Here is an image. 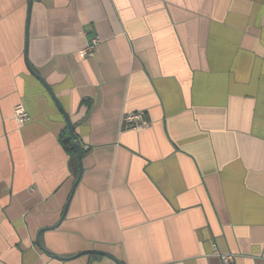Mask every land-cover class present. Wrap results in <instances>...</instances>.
Listing matches in <instances>:
<instances>
[{
	"label": "crops",
	"instance_id": "crops-1",
	"mask_svg": "<svg viewBox=\"0 0 264 264\" xmlns=\"http://www.w3.org/2000/svg\"><path fill=\"white\" fill-rule=\"evenodd\" d=\"M221 254L264 264V0H0V264Z\"/></svg>",
	"mask_w": 264,
	"mask_h": 264
},
{
	"label": "built area",
	"instance_id": "built-area-1",
	"mask_svg": "<svg viewBox=\"0 0 264 264\" xmlns=\"http://www.w3.org/2000/svg\"><path fill=\"white\" fill-rule=\"evenodd\" d=\"M96 45L97 40H95L86 50L82 51L80 55L85 57L92 54L96 48ZM14 115L19 124H25L30 120L28 112L21 104L15 106ZM123 123L127 128L134 130H143L148 128L150 125L145 117L144 111L133 112L124 115ZM221 259L223 264H234L235 256L233 254H221Z\"/></svg>",
	"mask_w": 264,
	"mask_h": 264
},
{
	"label": "water",
	"instance_id": "water-1",
	"mask_svg": "<svg viewBox=\"0 0 264 264\" xmlns=\"http://www.w3.org/2000/svg\"><path fill=\"white\" fill-rule=\"evenodd\" d=\"M32 1L33 0H30V8H31V5H32ZM30 70L42 83L45 84V86L47 87L48 91L50 92V94L54 98L55 102L57 103L58 107L61 109L62 113L64 114V116H65V118L67 120L68 126H69V130H70V136L67 137V139H72L74 141V147H75V149L77 151L78 160H79V163H80V168H82V153H81V149H80V143L78 142L77 135L75 134V131H74V126L72 125V123H71L69 117L67 116L66 112L63 110V108L61 107L60 103L57 101L56 97L52 93L51 88L46 84L45 80L43 78H41L32 68H30Z\"/></svg>",
	"mask_w": 264,
	"mask_h": 264
},
{
	"label": "trees",
	"instance_id": "trees-1",
	"mask_svg": "<svg viewBox=\"0 0 264 264\" xmlns=\"http://www.w3.org/2000/svg\"><path fill=\"white\" fill-rule=\"evenodd\" d=\"M62 141H63V144L66 148V150L69 152V153H72L74 155H76V149L74 147V142L71 141V139H65V136L62 137Z\"/></svg>",
	"mask_w": 264,
	"mask_h": 264
}]
</instances>
